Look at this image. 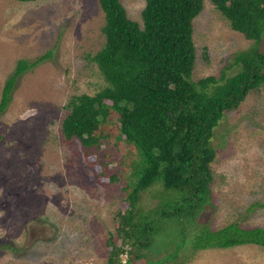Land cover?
Masks as SVG:
<instances>
[{"label":"rangeland","instance_id":"374dc122","mask_svg":"<svg viewBox=\"0 0 264 264\" xmlns=\"http://www.w3.org/2000/svg\"><path fill=\"white\" fill-rule=\"evenodd\" d=\"M119 1L127 17L140 24L144 0ZM102 20L96 0H0V92L18 59L31 62L50 51L16 79L0 113V264H106L108 235L119 244L115 213L126 208L120 188L132 174L130 148L114 140L111 124L99 128L102 137L89 147L60 132L68 97L91 95L103 85L84 58L103 42ZM192 41V80L217 76L253 46L229 28L209 0H202L192 20ZM259 47L264 48V38ZM235 70L228 67L226 74ZM210 144V204L194 222L212 230L230 222L264 228V206L252 205L264 203V87L223 115ZM111 175L117 179L111 181ZM159 193L158 187L140 193L144 211L155 207ZM178 239L172 231L155 238L154 245H124L119 264L164 256L172 259L160 264H264L259 246L193 251L178 249Z\"/></svg>","mask_w":264,"mask_h":264},{"label":"trees","instance_id":"16d2710c","mask_svg":"<svg viewBox=\"0 0 264 264\" xmlns=\"http://www.w3.org/2000/svg\"><path fill=\"white\" fill-rule=\"evenodd\" d=\"M96 1L103 18V42L84 58L95 66L103 85L91 95L68 97L60 132L65 139L75 137L89 147L102 137L99 128L111 124L114 140L130 148L127 166L132 174L120 188L126 208L115 213L119 244L108 235L106 264L120 263L118 256L126 253L124 245H154L155 238L172 231L180 236L178 249L241 245L264 249L263 227L244 228L230 222L212 230L194 222L210 204L214 130L247 94L264 87V48L259 47L264 38V0H209L229 28L253 41V46L236 54L217 76L196 80L191 79L195 60L192 20L202 9V0H144L140 24L127 17L119 0ZM49 56L47 51L31 62H15L1 88L0 113L10 101L16 79ZM228 67L236 70L226 74ZM109 179L117 178L111 175ZM155 187L160 190L159 199L155 207L144 211L140 193ZM252 205L263 207L264 203ZM169 259L164 256L144 264Z\"/></svg>","mask_w":264,"mask_h":264}]
</instances>
